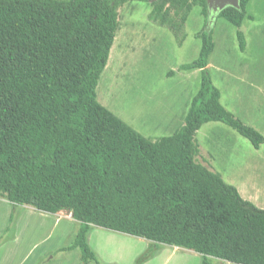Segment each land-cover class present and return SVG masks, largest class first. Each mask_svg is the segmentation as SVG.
<instances>
[{"label":"trees","instance_id":"obj_1","mask_svg":"<svg viewBox=\"0 0 264 264\" xmlns=\"http://www.w3.org/2000/svg\"><path fill=\"white\" fill-rule=\"evenodd\" d=\"M130 1L0 0V197L14 208L69 212L78 228L60 251L78 250L81 264H101L88 242L93 227L192 250L201 264H264V209L197 160L196 134L212 122L256 149L264 145L260 131L223 105L214 84L207 0H140L181 45L192 11L200 8L204 18L199 57L180 68L201 76L181 128L150 139L99 103L119 11ZM251 1L214 18L238 28L241 51Z\"/></svg>","mask_w":264,"mask_h":264},{"label":"rangeland","instance_id":"obj_2","mask_svg":"<svg viewBox=\"0 0 264 264\" xmlns=\"http://www.w3.org/2000/svg\"><path fill=\"white\" fill-rule=\"evenodd\" d=\"M151 10L148 2L140 0L120 9L119 29L97 99L137 132L156 140L183 126L200 87L199 70L180 68L199 57L197 35L205 22L200 8H195L181 45L168 28L150 20ZM247 11L253 20L246 19L240 28L246 39L244 51L239 47L238 28L225 19H211L215 50L208 68L223 105L264 135V0H252ZM196 139L201 149L197 160L264 209V145L256 149L220 122L204 125ZM77 228L69 212L53 215L30 206L14 208L0 197V264H81L78 250L60 251L72 243ZM88 242L101 264H201L202 260L192 250L101 227H93Z\"/></svg>","mask_w":264,"mask_h":264},{"label":"water","instance_id":"obj_3","mask_svg":"<svg viewBox=\"0 0 264 264\" xmlns=\"http://www.w3.org/2000/svg\"><path fill=\"white\" fill-rule=\"evenodd\" d=\"M150 3L157 2L158 0H148ZM240 0H207L208 8L212 18H215L221 11L227 7H234L240 9Z\"/></svg>","mask_w":264,"mask_h":264},{"label":"bare ground","instance_id":"obj_4","mask_svg":"<svg viewBox=\"0 0 264 264\" xmlns=\"http://www.w3.org/2000/svg\"><path fill=\"white\" fill-rule=\"evenodd\" d=\"M110 68H111V66H110ZM108 72H109V70H108ZM109 74V73H108ZM107 77V76H106ZM102 79V78H101ZM105 80V79H104ZM105 82V81H104ZM104 82H103V86H104Z\"/></svg>","mask_w":264,"mask_h":264},{"label":"crops","instance_id":"obj_5","mask_svg":"<svg viewBox=\"0 0 264 264\" xmlns=\"http://www.w3.org/2000/svg\"><path fill=\"white\" fill-rule=\"evenodd\" d=\"M93 229V228H92ZM92 231V230H91Z\"/></svg>","mask_w":264,"mask_h":264}]
</instances>
